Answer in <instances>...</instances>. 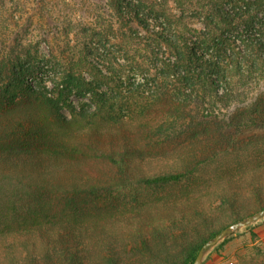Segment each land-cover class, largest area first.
<instances>
[{
  "label": "trees",
  "instance_id": "obj_1",
  "mask_svg": "<svg viewBox=\"0 0 264 264\" xmlns=\"http://www.w3.org/2000/svg\"><path fill=\"white\" fill-rule=\"evenodd\" d=\"M6 1L0 0L1 9H5ZM12 4L13 16H22L25 2L10 0ZM106 6L111 15L103 25L110 31L107 37L111 34L119 39L123 57H132L130 62H136L135 67L152 92L138 91V87L132 88L133 84L120 79L116 84L128 88L125 94L103 92L101 87L112 78L94 62H88L95 54L86 50L84 55L69 58L60 82L54 80L56 87L86 89L92 96L94 110L73 109V120H68L49 98L52 91L37 74L39 68L22 65L21 46L10 57L2 58L0 217L4 211H12L18 200L45 193L94 196L137 186L153 187L195 174L200 166L222 157L229 149L235 151L232 140L216 149L203 151L202 146V156L185 173L169 153L155 154L139 148L183 140L179 148L187 153L182 156L191 157L196 152L192 143L201 135L209 136L208 128L217 121L210 117L217 105L230 108L237 104V108L249 111L255 105V112L241 117L238 114L235 122L242 129L264 125V103L247 102V93L264 84V0H107ZM199 23L202 30L194 26ZM20 39L18 35L15 44L21 43ZM86 67L96 74L95 82L84 78ZM30 78L43 84L33 85ZM56 91L64 94L66 90ZM136 93L142 97L139 108L132 112L137 116L126 121L118 115V102L130 105L132 98L128 95ZM186 107L203 108L206 114L188 116ZM30 136H35L34 140H28ZM40 140L43 142L38 144ZM257 169L264 170V164L257 165ZM224 199L231 201L229 196ZM176 201L127 218H175L179 206ZM34 217L42 218L39 213L27 215ZM135 224L139 225L138 221L129 227ZM110 227L49 226L0 234V264H89L87 253L91 249L86 247L91 244L102 247L98 256L105 263L125 264L117 249L126 244L118 243L123 241L120 236H110ZM161 230L164 228L155 231V240L158 238L162 244L158 252L153 253L154 247L142 231L136 241L160 264H176ZM205 243L191 249L187 259L177 264H193ZM129 257L133 260L136 255Z\"/></svg>",
  "mask_w": 264,
  "mask_h": 264
},
{
  "label": "rangeland",
  "instance_id": "obj_2",
  "mask_svg": "<svg viewBox=\"0 0 264 264\" xmlns=\"http://www.w3.org/2000/svg\"><path fill=\"white\" fill-rule=\"evenodd\" d=\"M19 1L25 2L27 6L22 16H13L14 4L9 5L10 0L6 1L8 4L5 9L0 8V60L10 57L11 52H16L21 46L25 54L21 57L22 65L28 67L32 64L36 66V70L39 68L37 74L43 79L47 89L52 91L49 98L68 120H73V109L78 112L93 111L92 96L86 89L56 87L54 80L55 83L60 82L59 79L66 73L69 58L73 55H84L86 50L95 54V57H89L88 62H94L104 75L114 80L101 87L103 92H109L111 95H116V92L125 94L128 88L116 84L118 79L133 84L132 88L138 87V91L146 89L147 92H152V89H147V82L135 67L136 62H130L132 57H129V60L123 57L124 47L119 39H115L111 34L107 37L106 33L110 31L103 26L106 25L105 21L111 19L106 6L107 0ZM194 26L203 29L200 23ZM67 32L70 33L68 38L65 37ZM18 35L21 36V43L15 44ZM133 55L137 56V53L134 52ZM83 75L88 82H95L96 74L90 72L88 67L84 69ZM29 81L33 85L43 84L34 78ZM55 87L66 91L60 94ZM247 96L248 103H264V84L249 91ZM128 97L132 98L130 105L126 101L118 102L117 105L119 117L125 118L126 121L137 116L132 112L139 108L138 104L142 98L140 94ZM231 106L227 108L217 105L210 117L218 122L212 121L210 128L207 127L211 132L209 136L201 135L199 141L192 143L196 146V152L189 158L184 159L182 155L187 152L182 153L179 148L183 140L139 148L155 154L169 153L177 168L182 166L184 169L181 173H185L190 171L196 160L202 156V146L203 151L211 147L216 149L226 146L232 140L231 148L235 151L229 149L222 157L204 167L200 166L195 174L189 173L181 179L153 187L137 186L94 196L51 192L18 200L12 211L2 213L0 234L49 226H111L110 236H120L123 241L117 240L118 243L126 244L117 249V255L123 256L125 264H160L158 259L145 253L142 243L137 242L136 237H139L137 235L142 231V236L147 237L148 244L154 247L153 253L158 252L162 244L158 238L155 240L158 235L155 231L164 228L161 234L166 239L165 244L172 260L176 261V264L183 262L194 247L204 241L209 242L215 234L228 226L264 210V180L257 182L264 177V170L257 169V165L264 164V125L239 128L237 120L235 122L238 114L241 117V114L255 112L256 106H252L250 111L237 108V104ZM184 110L188 112L185 113L188 116L206 114L203 108L186 107ZM34 137L27 139L34 140ZM41 142L43 141L40 140L38 144ZM257 186L262 192L256 191L260 189H256ZM227 196L231 201L226 202L224 198ZM170 200H177L176 205L179 204L174 213L175 218H127ZM38 213L42 218H27L29 214L33 216ZM47 216L51 218H43ZM134 221H138L139 225L129 227ZM158 221L161 225H158ZM98 237L97 235L95 238ZM110 239L116 240L114 237ZM86 248L91 249L87 253L90 257L88 260H91L89 264H111L105 263L104 258L98 256L102 252L100 245L91 244ZM132 254L136 255L133 260L129 257ZM202 264H264V218L240 229L211 248Z\"/></svg>",
  "mask_w": 264,
  "mask_h": 264
},
{
  "label": "water",
  "instance_id": "obj_3",
  "mask_svg": "<svg viewBox=\"0 0 264 264\" xmlns=\"http://www.w3.org/2000/svg\"><path fill=\"white\" fill-rule=\"evenodd\" d=\"M262 218H264V210L260 211L259 213L245 220H242L240 222H237L235 224L228 226L227 228L222 230L219 234H217L212 240H210L205 245H203V247L200 249L193 264H202L206 254L211 248L217 246L222 241H224L225 239H227L228 237H230L231 235H233L235 232L239 231L240 229L248 227L251 224H254L255 222L261 220Z\"/></svg>",
  "mask_w": 264,
  "mask_h": 264
}]
</instances>
